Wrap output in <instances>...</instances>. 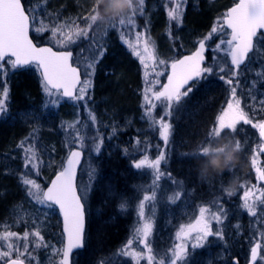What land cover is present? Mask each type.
<instances>
[{"label": "snow or ice", "instance_id": "1", "mask_svg": "<svg viewBox=\"0 0 264 264\" xmlns=\"http://www.w3.org/2000/svg\"><path fill=\"white\" fill-rule=\"evenodd\" d=\"M144 2L145 0H139L135 11L109 26L116 28L117 25H132L134 28L133 17L136 16L137 11L143 14ZM171 3L173 7L167 13L169 22H175L179 26L184 15V0H171ZM96 8L97 5L94 4L89 14L83 17L85 21L83 26L76 21L71 24L58 23L48 26L38 16L36 9L26 7L22 0H0V76H6L9 70L34 68L39 73L41 89L46 97L44 108H59L65 99L77 105L83 102L87 108L91 99L95 69L106 51L96 39L95 32L93 36H89L94 25L99 31V25L95 24ZM30 31L38 35L48 32L60 50L54 51L53 47L34 43ZM213 34H220L222 38L214 47H210L207 42L212 39ZM121 39L143 68L142 118L149 122L151 128L158 127L159 137L165 146L169 144L173 130V125L166 118L172 117L186 106L185 98H189L194 90H198L202 81L219 75V79L229 86L230 98L227 105L215 117V123L206 138L198 144L196 150L181 153L182 158L191 161L187 165L189 173L196 172V162L205 159L204 150L215 143L217 138L230 139L239 151H243L244 145L234 136L237 126L243 123L258 130L260 143L258 151L253 150L250 163L256 172L257 180L264 181V168L258 161L260 153H264V119L253 122L255 112L250 116L242 107V100L237 95L239 86L237 78L242 74L241 66L250 58L249 54L256 51L257 43L264 41V0H238L217 21V25L198 41L196 49L190 55L177 58L170 64L167 60L159 58L154 42H151L150 37H145L143 32L136 33L134 40L124 39L123 35ZM81 40L88 43L74 57L71 46ZM208 51L213 53L210 62H206ZM218 53H222L223 56L217 55ZM161 76L166 77V83L160 81ZM256 76L264 80V69L257 72ZM255 83L254 81L253 86ZM8 101L9 88L5 85L0 89V115L7 113ZM261 103L264 104V101ZM157 107L161 108L159 118L154 115ZM89 118L93 125L97 123L96 117L90 110ZM76 124L71 125L73 129L71 133H66V137H69L66 139L69 147L66 162L60 165L59 171L48 186H42L37 179L29 177L32 171H35L37 176L40 174L34 133L31 134L30 140L21 141L19 145L24 152L25 169L21 183L25 187L27 196L44 208L58 207L63 217V239L60 247L52 248L45 241L39 227L18 233L12 231L9 226H4L0 229V264H39L35 252L42 247L52 249L54 255L59 257L56 264H73L74 252L86 248V205L91 187L84 185L78 188L76 170L84 148L89 146L87 141H91L90 149L97 155L101 153L104 141L99 135L88 136L81 130L89 127L87 123L82 124L80 128H77ZM140 143L137 139V146ZM149 147L146 146L140 155L129 160L130 167L141 175L147 174L150 180L146 186L133 185L138 192H144L134 206L138 217L137 226L114 256L128 258L132 264H140L141 261H146V264H189L192 253L208 245L209 238L225 240L224 220L227 212L220 204L219 198L210 205L200 206L195 219L179 227L175 237L177 242L163 253L154 249L150 237L153 234L157 207L161 202L157 199L162 187L160 180L165 176L161 165L163 162L167 166L169 159L166 151L160 149L159 145L156 147L160 150L155 157H152L148 151ZM124 152L128 155L127 149ZM169 178L176 188L171 194H167L165 190L166 201L176 203L181 199L184 191L183 181H176L170 174ZM220 178L222 181L223 174ZM243 186L242 184L241 187ZM231 194L232 192H228V195ZM109 195L115 196L116 193L110 189ZM242 199L241 207L249 216L256 217L257 202L264 205V188L253 185L244 191ZM117 207L119 211L126 212L133 205L130 198L121 194ZM213 223L217 227L214 228ZM235 227L239 232L240 226ZM253 237V242H250L248 264H257L258 261L264 264V230H259L258 239L255 233ZM98 264H105V261H100ZM113 264H121V262L113 261ZM234 264H239L238 259L234 260Z\"/></svg>", "mask_w": 264, "mask_h": 264}, {"label": "rangeland", "instance_id": "2", "mask_svg": "<svg viewBox=\"0 0 264 264\" xmlns=\"http://www.w3.org/2000/svg\"><path fill=\"white\" fill-rule=\"evenodd\" d=\"M235 1L236 0H184L182 24L177 26L175 22H169L167 15L169 9L173 7L171 0H145L143 14L141 15L140 12L137 11L136 16L133 17L135 22L134 28L132 25H117L116 28L99 26V31H97V26L94 25L93 31L89 32L90 37L93 36V32H95V37L99 41V44L106 49L105 55L99 61L95 69L96 76H94L93 79L91 99L88 101V109L86 108V114H84L85 117L83 116L82 118L81 113L76 112V117L69 122L64 121V125L67 124L66 127H71V125L76 124V122L79 121L80 123L76 124V127L80 128L82 124L87 123L89 127L81 130L86 132L88 136L99 135L103 137L104 142L102 151L99 155L91 151L90 140L87 141L89 146L84 148L86 155L80 171L78 185L79 188H82L84 185H90L91 190L93 188L95 191L92 194L91 198L93 199H91V201L89 193L86 205L88 225L86 231L87 246L84 251L80 253L78 252L73 256V264H98L100 261H105V264H113V261H119L121 264H132L130 259L117 257L114 256V254L126 242V240L130 238L132 230L137 226L138 217L134 207L131 216L132 222L127 225V232L124 238H121L119 244H112V246L108 247L104 246L99 249V251L95 252L93 251L94 248H97L95 247V233L100 225L105 224V222H103L105 214H114L113 218L116 214H121L118 210L117 203L120 202V195L122 193H116V182H113L112 174L118 173L116 170L115 155L116 152L122 148V135L128 130H131L134 134L142 136L141 138L144 142L146 141L145 139L150 137H148V134L150 135L149 131L144 128V126L147 127V125L143 126L146 119L141 117L140 112L134 113L135 116L132 118L124 119V117L123 119H120L119 115L112 116L108 113L109 111L106 108V101L104 99L98 100L94 97L95 86L97 88V79L100 78L96 71L103 68L104 62L110 59V51L112 48L117 47L116 49H119L120 47H126L131 52L128 46L123 43L121 36L123 35L124 39L134 40L135 34L138 32H143L145 37H150L151 42H154L155 44L159 58L167 60L169 64L177 58H183L184 56L190 55L196 49L198 41L207 35L212 27L217 25V21L223 17L227 8L234 4ZM22 3H24L26 7L35 8L38 16L43 19L48 26L58 23L71 24L73 21H76L83 26L85 24L83 17L89 14L91 7L95 4L94 0H22ZM202 4L205 7L210 8L211 15L209 23L205 28L198 32H190L186 27V19H194ZM165 5H167V7ZM214 5L215 10L212 9ZM157 20H159L158 24L156 22ZM198 21L200 22L201 20L198 19ZM30 35L36 44H45L58 49L55 41L50 37L48 32H44L43 35H38L34 31H30ZM221 38L220 34H213L212 39L209 40L207 44L210 47H214ZM87 43V41L81 40L76 44H73L71 48L74 55L79 54L81 49L86 47ZM212 55L213 53L211 51L206 52V57H208L206 62H210ZM217 55L223 56L222 53H218ZM134 59L135 63L137 62L139 71L137 83L139 85V90L133 91L135 97L134 107H137L141 106L143 103L142 93L144 88V72L138 59L136 57H134ZM135 63L133 64V67L136 72ZM159 67L163 68L164 66ZM262 69H264V41L257 43L256 51L250 55L246 64L241 67L242 74L237 78L239 80L237 95L242 100V107L249 112L250 116L255 112L253 122L264 119V104L261 103V101H264V80H261L256 76V73L260 72ZM9 72L10 70L8 73ZM0 77L1 82L3 83L6 80L4 79L5 76ZM160 81L166 83V77L161 76ZM254 81L256 82L255 86H253ZM2 83H0V86L3 85ZM202 83V85H206V89L214 87L212 90L215 92L213 97L208 98L207 100L210 104L214 103L213 106L209 107L210 113L208 119L200 125L198 129H195L194 132L190 133L189 125L185 124L188 119L187 117L189 116L188 102L185 107H183L178 113L174 114L175 117L178 115L185 116V119L178 124L180 128H184L186 125V130L177 136V138H173L177 147V149H175V154L177 156L175 158V164L178 169L183 166L184 162L181 154L179 153V156L177 155L178 150L179 152H192L197 149L198 144L206 138L208 130L214 125L215 117L219 115L220 111L224 108L226 101L230 97V88L227 84L224 85V81L219 79V75L211 76L202 81ZM36 89L37 100L42 101L43 98L46 99L40 83ZM185 99L187 100V98ZM79 103L84 106L83 102ZM9 105L10 97L7 106V113L0 115V124L12 123L18 128H27V126H29V130H27V133H23L16 141L11 142L8 146L0 150V176H8L6 180L9 183L11 182L14 186L13 192L11 193L12 197L10 198V205L3 210V220H0V229H3L4 226H9L12 231L23 233L25 230L31 231L34 228L39 227L42 235L45 237V241L50 244L52 248H59L63 239L61 234L60 217L54 207L52 209L44 208L35 204V202L27 196L25 187L21 183V176L25 173V169L23 166L24 152L19 145L21 141L30 140L31 134L34 133V143L39 155L40 174L37 176L35 171H32L29 173V177L37 179L42 186H46L50 178L59 171L60 165L63 164L65 160L69 151L66 139L69 137H66V134H62L61 127L57 125L56 118L55 120L52 118L53 114H51V107L44 108V106L40 107L37 105L33 107V110H22L12 114ZM89 110L96 117L97 123L95 125L92 124L89 118ZM154 115H156L155 112ZM137 122L138 125H136ZM142 127L145 131H143ZM256 133L257 129L252 128L251 125H244L242 123L241 129H239V131L237 130L236 135H234L235 138L239 139L242 145H244L243 151H240L239 153L240 157H243L245 149L249 161L253 154V150L258 151L259 142ZM46 139H53L54 143L50 144ZM173 141L170 140L166 147L163 143L160 145L161 149L167 151V149H170V145L172 146ZM146 143L147 145L144 143L143 145L140 144L137 146L136 141H133L132 143L129 142V159L140 155L146 146H151L149 145L150 142H148V140ZM137 149H139V151ZM149 150L150 147L148 148V151ZM136 153H138V155H136ZM258 161L260 166L264 168V157L261 153L258 157ZM241 169L242 167H238L236 170L234 169L229 177L226 175L230 172L225 171L224 173L226 174L223 176L222 181L220 175L213 176L207 180H200L198 179L196 172H192V174L190 173L186 187L183 186L184 191L181 195V199L176 203L167 202L165 195V190H167V194H171L176 186L170 183V181L165 180L166 178L162 177V180H160L162 187L157 197L158 201L161 202L157 207L154 218L153 234L151 236L154 249L163 253L166 249L170 248V245L172 244L171 239L173 241L175 240L176 232L179 230V227L182 224L192 222L198 215L200 206L210 205L214 200L222 197V195H218L220 187L228 184V179H231V175L239 172ZM132 170L136 175L126 177V180L130 178L127 180L128 183L145 186L149 183L150 177L147 174L141 175L133 168ZM127 172L129 173L128 169ZM123 176L124 175H121V178L119 175V179L122 180ZM252 176V184L249 182L247 183L246 181L240 183L244 185L243 188H246L247 190L253 185H256L259 188H264V181L257 180L254 169L252 171ZM121 183H123V181H121ZM110 189L116 193L115 196L109 195ZM143 194V191L139 192V198H134L135 203L133 206H135L136 202L142 198ZM233 194L234 193L232 192L231 195H228V197L232 196L231 198H233L232 204H228V197H224L223 201H220L219 199L220 204L227 212V217L224 220L225 240L221 241L215 237L209 238L210 243L208 245L203 249H198L192 253L189 264H232L231 258L235 254L240 255V257L244 259L249 256L250 242H253L254 239L253 234L255 233L256 238L258 239L259 230H264V205H261L258 201L257 216L251 217L247 211L241 207L243 204V194H238L235 199ZM122 195L126 196L124 193ZM102 198H105L107 202H113L117 198V202L116 204L113 202L112 209L107 210V208H103L99 205L102 203ZM129 198L131 200L132 197L130 196ZM124 214L125 212H122V215ZM236 225L240 226L239 232L236 231ZM213 227L215 228L217 225L213 223ZM103 250L104 252H102ZM35 255L39 260V264H56V261L59 259V257L54 255L52 249H46L43 247L37 249ZM140 264H146V261H141ZM258 264H261V262L258 261Z\"/></svg>", "mask_w": 264, "mask_h": 264}, {"label": "trees", "instance_id": "3", "mask_svg": "<svg viewBox=\"0 0 264 264\" xmlns=\"http://www.w3.org/2000/svg\"><path fill=\"white\" fill-rule=\"evenodd\" d=\"M212 9L215 10V5ZM196 15L197 16L194 19L191 18L186 19L187 21L186 27L190 32H198L208 25L211 15L210 8L205 7L202 4L201 7H199V11L196 13ZM198 19H200L202 22L201 21L199 22ZM156 22L158 24L159 20H157ZM116 48H112V50L110 51L111 52L110 59L104 62L103 68L98 69L96 71V73L100 78L97 79L96 77L97 88L95 86L94 97H96V99L98 100L104 99L106 101L105 103L106 108L109 111L108 113H110V115L112 116L119 115L120 119H123L124 117H125L124 119L126 118L128 119L130 117L132 118L133 116H135L134 113L140 112L142 117V113H143L142 107L141 106L134 107L135 97L133 91L139 90V85L137 84L138 73H139L137 62L135 63V59L132 53L126 47L125 48L120 47L119 49ZM134 63L136 65V72L133 67ZM4 79L6 80L2 83L0 77V83L3 84L2 86H0V89H2L5 85L9 88V95H10L9 108L12 114L22 110L23 111L33 110V107L37 105H39L40 107L44 105L45 98H43L42 101H38L36 97L37 96L36 88H38V84L40 83V77H39V73L36 72L34 68H27L22 70H15V71L10 70V72L7 74V76H5ZM202 84L203 83L201 82V85ZM213 88L214 87H211L210 89ZM204 95H206V97H203L202 100L198 101L197 105L189 112L190 114L185 124L189 125L190 133L194 132L195 129H198V127L202 125L209 117V113H210L209 107L212 106L213 104H210L207 100L208 98L213 97V93L209 92L208 90L204 92ZM76 112L81 113V116L83 118V116L85 117L84 114H86V108H84V106L81 105L80 103L77 105L68 100L62 101L59 108L56 109L52 108V113H51L53 114L52 118L54 120L56 118L57 125L61 127L62 134L71 133L73 131L72 127L69 126L66 127L67 124L64 125V121L65 122L71 121L74 117H76ZM160 115H161V111L158 112L157 118H159ZM166 119L173 125V130L170 135V140L173 141L174 134L177 133L176 134V138H177V136H179L184 130H186V125L184 128H180L178 126L179 122L180 123L182 122L180 121L179 115L176 117L174 115ZM136 125H138V122L136 123ZM147 126H148L147 129L151 134V137H149L150 135L148 137L152 139V142H150L149 144L151 145L149 154L152 157H155L157 152L161 149V147L160 149H158L156 145L159 146L162 145L163 141L162 140L160 142L155 141L156 139H160L158 128L156 129L151 128L149 126L148 121H147ZM17 128L18 127H15V125H13L12 123L0 124V150L8 146L11 142H13L16 137H19L20 129ZM236 133L237 131L234 133V135H236ZM122 137H123L122 148L116 152L115 162H116V170L118 172L117 174H119L120 177L121 175L124 176L123 179L120 180L119 175L112 174L113 175L112 180L113 182H116V187H115V189L117 190L116 193H122V194L124 193L128 198L131 196L133 199L131 198L130 202L132 205H134L135 203L134 198L135 197L139 198V192L133 188V183L127 182V180H129L130 178L126 180V177H130L136 174L129 166L128 162L130 159L129 156L125 154L124 150L127 149L129 151L130 149V147H128L129 144L126 143V139L137 141L136 139H142L141 138L142 136H138L134 134L131 130H128L126 133L122 135ZM46 140L47 142H50V144L54 143L53 139H46ZM175 149H177V147L175 145V142L173 141L172 146L170 145V149H167L166 151L168 155L169 163L167 166H165L164 163L162 162L161 168L162 170L165 171V176H164V178H166L165 180H168L170 181V183L173 184L172 179L169 178V174H170L171 178H174L176 181H183V186L186 187L188 183V176L190 174L187 169V165L191 161L189 159L183 158L184 159L183 166L180 169H178V167L175 164V160H176L175 158L177 157L175 154ZM245 151L246 150L244 149L243 157H240L242 162V166H241L242 169L239 170V172L231 175V179L234 177L237 178L236 185L232 190V192L234 193L233 194L234 199L237 197L238 194H243L244 191L246 190V188L241 187L242 184L240 183L246 181L247 183L249 182L252 184V180H253V176H252L253 168L251 167V163L249 161V158L246 156ZM181 152H179L178 150L177 155L179 156V153L181 154ZM136 155H138V153H136ZM127 169L129 170V173L127 172ZM236 169H238V167ZM231 173H229L227 177H229ZM6 178L8 177L0 176V220H3L2 219L4 212L3 210L10 205V201H11L10 198L12 197L11 193L13 192V188H14L13 184H11V182L9 183L6 180ZM231 179H228L229 182ZM121 181H123V183H121ZM226 185L220 187L221 191L220 190L218 191L219 193L218 195H222V197L219 198L220 201H223L224 197L225 198L228 197V192L225 191ZM94 191L95 190L93 188L90 191V201L91 199H93L91 197ZM231 197L232 196L228 197V204H232L233 198ZM113 202L114 204H116L117 198ZM113 202L111 201L107 202V200L104 199L102 203H100L99 205H101L103 208H107L108 210V209H112ZM133 207L129 208L124 215H122V212L119 211L121 212V214L118 215L116 214L114 218H113L114 214L104 215L103 222H105V224L100 225V227L96 230L95 247L97 248H94L93 251L97 252L99 251V249H101L104 246L108 247V246H112V244L114 245L119 244L121 238L122 237L124 238L127 232L126 229L127 225L130 222H132L131 216L133 213L132 212ZM88 259H89V255H88Z\"/></svg>", "mask_w": 264, "mask_h": 264}, {"label": "clouds", "instance_id": "4", "mask_svg": "<svg viewBox=\"0 0 264 264\" xmlns=\"http://www.w3.org/2000/svg\"><path fill=\"white\" fill-rule=\"evenodd\" d=\"M94 3L97 5L95 24L106 28L121 17L135 11L139 0H94ZM239 153L233 141L227 138H217L215 143L210 144L204 150L205 159L196 162L198 179L207 180L213 176L222 175L225 171L231 173L237 167H241ZM236 182L237 178H232L225 186V191L231 192Z\"/></svg>", "mask_w": 264, "mask_h": 264}, {"label": "flooded vegetation", "instance_id": "5", "mask_svg": "<svg viewBox=\"0 0 264 264\" xmlns=\"http://www.w3.org/2000/svg\"><path fill=\"white\" fill-rule=\"evenodd\" d=\"M202 87H200V89H198V90H194V92H193V94H190V97L189 98H187V100H188V104H189V109L191 110V109H193L196 105H197V102L198 101H200V100H202V98L203 97H206V95H204V92H206V91H208L209 90V92H212L213 94L215 93L212 89H210V88H208V89H206L207 87H206V85H201ZM230 98V97H229ZM228 98V99H229ZM228 101V100H227ZM227 101H226V104H225V106H224V108L226 107V105H227ZM212 104H214V103H212ZM213 106V105H212ZM157 111H155V113H156V116H157V114H158V112H160L161 111V108L160 107H157V109H156ZM192 114V113H191ZM144 125H147V120L144 122V124H143V126ZM239 126V125H238ZM237 126V129L239 130V129H241V127H242V123H241V125L238 127ZM148 127V126H147ZM147 127H145L144 126V128L148 131V129H147ZM143 128V127H142ZM144 128H143V131H145L144 130ZM158 128V127H157ZM225 131H227V130H225ZM146 134V133H145ZM177 134V133H176ZM176 134H174V136H173V138L175 139V137H176ZM148 136H149V134H148ZM256 136H257V140H258V142L260 143V139H259V135H258V131H257V133H256ZM150 137H151V134H150ZM137 140V139H136ZM140 140V144L141 145H143L144 143L145 144H147L146 143V141L148 140V142H152V139L151 138H147V139H145L146 141L144 142L142 139H139ZM134 140H128V139H126V143L127 144H129V142L130 143H132ZM156 142H160L161 141V139H156L155 140ZM150 239H151V237H150ZM171 241H172V244L173 243H175V242H177L176 241V239L173 241L172 239H171ZM171 243V242H170ZM172 244L170 245V246H172ZM85 250V249H84ZM83 250V251H84ZM102 252H104V250L102 251ZM236 259H238V261H239V264H247L248 263V260H249V256L248 257H245V259L244 258H242V257H240V255H237V254H235L232 258H231V263L232 264H234V260H236ZM257 264H258V262H257Z\"/></svg>", "mask_w": 264, "mask_h": 264}, {"label": "water", "instance_id": "6", "mask_svg": "<svg viewBox=\"0 0 264 264\" xmlns=\"http://www.w3.org/2000/svg\"><path fill=\"white\" fill-rule=\"evenodd\" d=\"M237 2H238V0H237ZM232 6H234V5H232ZM231 6V7H232ZM231 7H229V8H231ZM228 8V9H229ZM227 9V10H228ZM55 51V50H54ZM246 62V61H245ZM69 154V153H68ZM68 156V155H67ZM67 158V157H66ZM83 159H84V153L82 154V157H81V160H80V163H79V165L77 166V170H76V184H77V178H78V173H79V169H80V167H81V165H82V163H83ZM66 162V159H65V161H64V163ZM55 178V175L52 177V179H54ZM51 179V180H52ZM51 180H50V182H51ZM50 182H49V184L48 185H50ZM47 185V186H48ZM57 208V210H58V213H59V209H58V207H56ZM59 215H60V213H59ZM60 219H61V226H62V232H63V217L60 215ZM80 250H82V249H80ZM80 250H76L74 253H76L77 251H80Z\"/></svg>", "mask_w": 264, "mask_h": 264}, {"label": "bare ground", "instance_id": "7", "mask_svg": "<svg viewBox=\"0 0 264 264\" xmlns=\"http://www.w3.org/2000/svg\"><path fill=\"white\" fill-rule=\"evenodd\" d=\"M189 112H190V109H188V113H189ZM189 114H190V113H189ZM179 118H180V121H182V120L185 119V116H183V115H182V116L179 115ZM187 118H188V117H187ZM28 128H29V126H27V128H25V127H24V128H17V129H20V135H19V137L22 136L23 133H27V130H29ZM19 137H16L14 141H16ZM225 174H226V173H223V176H224ZM226 176H228V175H226ZM7 177H8V176H7ZM104 199H105V198H104ZM104 199L102 198L101 200L103 201Z\"/></svg>", "mask_w": 264, "mask_h": 264}]
</instances>
